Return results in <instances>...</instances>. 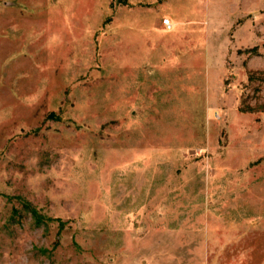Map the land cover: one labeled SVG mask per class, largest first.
I'll use <instances>...</instances> for the list:
<instances>
[{
  "label": "rangeland",
  "instance_id": "rangeland-1",
  "mask_svg": "<svg viewBox=\"0 0 264 264\" xmlns=\"http://www.w3.org/2000/svg\"><path fill=\"white\" fill-rule=\"evenodd\" d=\"M0 264H264V0H0Z\"/></svg>",
  "mask_w": 264,
  "mask_h": 264
},
{
  "label": "built area",
  "instance_id": "built-area-1",
  "mask_svg": "<svg viewBox=\"0 0 264 264\" xmlns=\"http://www.w3.org/2000/svg\"><path fill=\"white\" fill-rule=\"evenodd\" d=\"M162 23H163V25H164V27L165 28H171L172 27V22H171V20H170V18L169 17H163L162 18Z\"/></svg>",
  "mask_w": 264,
  "mask_h": 264
},
{
  "label": "crops",
  "instance_id": "crops-1",
  "mask_svg": "<svg viewBox=\"0 0 264 264\" xmlns=\"http://www.w3.org/2000/svg\"><path fill=\"white\" fill-rule=\"evenodd\" d=\"M170 20H171V19H170ZM171 22H172V20H171ZM173 24H175V22H174V23L172 22V26H173ZM161 26L164 27V25H163L162 22H161ZM179 53H180V52H179Z\"/></svg>",
  "mask_w": 264,
  "mask_h": 264
}]
</instances>
